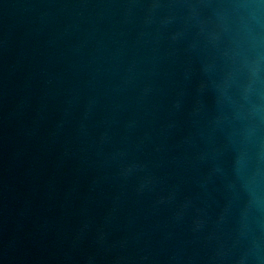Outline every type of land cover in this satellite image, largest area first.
<instances>
[{"label":"water","instance_id":"water-1","mask_svg":"<svg viewBox=\"0 0 264 264\" xmlns=\"http://www.w3.org/2000/svg\"><path fill=\"white\" fill-rule=\"evenodd\" d=\"M0 264H264V0H0Z\"/></svg>","mask_w":264,"mask_h":264}]
</instances>
